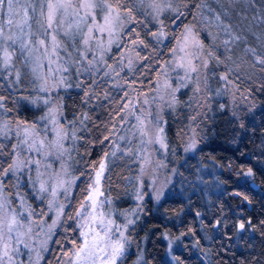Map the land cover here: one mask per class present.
I'll list each match as a JSON object with an SVG mask.
<instances>
[{"label":"rangeland","instance_id":"obj_1","mask_svg":"<svg viewBox=\"0 0 264 264\" xmlns=\"http://www.w3.org/2000/svg\"><path fill=\"white\" fill-rule=\"evenodd\" d=\"M142 1L158 27L153 33L163 30V37L152 35L151 40H146L140 23L131 30L135 15H128L131 7L124 0H107L112 5L108 21L105 17L109 9L104 0H94L97 6L93 9L81 7L85 0H51L69 5L57 10L51 28L47 24L49 0H14L12 15L6 4L0 10V138L5 143L3 151L0 142V169L13 165L8 172H0V264H111L106 257L116 241L124 245L116 264H145L135 229L148 199H159L175 180L179 158L165 140L163 124L165 112L175 107L179 88L189 86L188 91L180 90L189 108L186 120L177 127L185 152L194 151L203 140L208 109L214 111L216 106L226 105L242 117L247 109L258 105L255 92L258 86H264V64L259 62L264 59V34L247 27H251L255 15L258 18L253 22L259 20V10L249 12L244 26L240 10L244 2L197 0L193 16L189 20L177 19L168 33L161 29L159 9L171 0ZM260 4L264 6V1ZM230 9L235 10L240 24ZM79 42L81 53H76ZM114 43L119 46L112 53ZM6 52L10 54L7 64ZM192 67L196 71H191ZM20 74L30 78L34 90L27 98L42 97L44 101L40 122L13 111L5 113L2 102H13L4 94L9 93V85H18ZM71 74L75 80L81 78L87 97L94 93V76L105 77L111 88L121 87L114 96L108 90L112 96L108 104L89 111L90 133L80 149L89 151L97 142L108 150L98 154L97 163L87 166L83 174L70 172L80 123L70 128V119L63 120L61 111L60 90L74 84ZM33 126L35 132L24 143V129L31 131ZM191 144L195 147L190 148ZM130 146L136 162L134 173L129 175L132 195L129 202H119L120 198L107 195L103 182L112 156ZM97 173H101L98 183ZM30 194L36 204L29 201ZM68 203L72 204L68 224L74 227L76 237L68 235L65 239L64 234L56 238L58 246L43 258L48 244L52 246L53 234L64 219ZM13 218L16 222L9 232L8 223ZM64 231L69 234L70 228ZM97 234L101 238L99 249L86 250L77 257L85 239L92 243ZM165 236L166 252L171 263L176 264L171 253L175 239Z\"/></svg>","mask_w":264,"mask_h":264},{"label":"trees","instance_id":"obj_2","mask_svg":"<svg viewBox=\"0 0 264 264\" xmlns=\"http://www.w3.org/2000/svg\"><path fill=\"white\" fill-rule=\"evenodd\" d=\"M263 1L238 0L239 4L244 2L241 5L243 9L240 8L243 13L241 21L243 25L248 22L250 11L259 10L257 12L260 13L259 20L253 22L258 18L255 15L251 27H246L250 29L249 31L256 30L262 35L264 6L260 3ZM124 2L131 7L132 15H135L130 24L131 30L134 25L140 23L142 35H145L146 40H151L150 36L158 28L150 13L151 10L146 8V4L144 7L142 0L140 2L124 0ZM221 2L223 3L222 0ZM232 5L236 8L234 3ZM196 6L197 0H171L160 13L163 29L170 33L169 30L177 17L189 20L195 13ZM245 6L248 8L246 9ZM229 13L236 16L233 18L240 24L235 10L230 9ZM202 37L209 43L206 37ZM79 44L80 42L75 48L78 49L76 53L80 52L81 44ZM117 46L119 44L115 43L111 46L112 53ZM111 49L107 51L108 54ZM94 77V87L91 86L94 91L92 97L91 95L87 97L81 78L75 80L72 74L70 81L74 84L60 90L63 120L70 119V128L80 123L71 153L70 172L73 174L82 173L87 166L97 163L98 156L108 150L97 142L91 145L89 151L83 152L80 149L81 143L90 133V109L103 106L99 104H108L111 97L121 89V87L111 88L110 81L102 75ZM18 78V85H9V88L6 82L9 93L4 94V98L8 100L11 96L13 104L2 102L5 113L13 111L17 116L39 121L44 110V101L42 97L36 100L28 99L27 95L33 90L30 78L22 74ZM20 78L23 81H20ZM182 88L188 91L189 86ZM108 90L112 94L111 97L107 94ZM180 90L174 102L175 107L165 112L163 124L165 140L167 139L174 148V156L178 155L179 158L174 173L175 180L170 185V190L159 199H148L143 216L140 221L138 220L135 229L143 243L141 246L144 262L172 264L166 252L165 234H168L175 239L171 253L175 257L176 264H264V86L263 84L258 86L255 92L258 105L247 109L248 112L245 111L242 117L236 116L226 105L216 106L214 111L208 109V115L203 122V140L192 152L181 149L182 140L177 136V127L186 120L189 108V103L186 97L180 95ZM79 117L81 122H78ZM0 142L2 150L5 151V143L1 138ZM170 144L169 147L167 144L169 151ZM132 149L130 146L125 152L114 154L107 164L108 171L103 188L110 198L116 200L120 198L119 202L122 200L129 202L132 195L129 175L130 172L134 173L136 167ZM248 169L252 170L251 175L247 174ZM1 170L5 169H0V172ZM250 179L258 185L259 190L250 184ZM247 184L249 185L246 186ZM32 198L33 195L30 194L29 201L36 204L37 201ZM71 212L72 204L68 203L67 211H64V219L53 234L52 246L48 244V250L42 253L43 258L53 247L58 246L56 238L63 237L64 234L65 239L68 235L72 239L76 237L74 227L68 224L72 216ZM241 222L245 223V228L237 230ZM67 228H70L69 234L64 231ZM49 242L51 243V240ZM33 264H46V262L38 261Z\"/></svg>","mask_w":264,"mask_h":264},{"label":"snow or ice","instance_id":"obj_3","mask_svg":"<svg viewBox=\"0 0 264 264\" xmlns=\"http://www.w3.org/2000/svg\"><path fill=\"white\" fill-rule=\"evenodd\" d=\"M104 2H105V6L109 9V15L105 17V20L108 21L109 18L111 17L112 5L107 4V0H104ZM5 4L7 6V10H8L9 15H12L13 14V9H14V6H15L14 0H0V10L3 9V7L5 6ZM68 6H69L68 4H64V3H55L54 4V3L51 2V0H49V3L47 5V8H48V11H47V24H48V27L49 28L52 27V24H53V22L55 20L56 14H57V10L60 9V8H67ZM96 6L97 5L94 2V0H85V2L81 4V7L88 8V9H93ZM159 11H163V9H159ZM25 14H27V13H25ZM42 15H43V13H42ZM128 15H130V16L132 15V10L131 9L128 10ZM177 19H179V17H177ZM9 23H11V20L9 21ZM160 24H161V29H162L163 28V22L160 21ZM186 31H189L190 32L191 29H188L187 26H186ZM153 35L154 36H157V37H163L165 35V33L163 32V30H161L158 33H153ZM53 40H55V37H53ZM40 43L43 44L44 41L41 40ZM140 43H142V41H140ZM9 58H10V54H8L6 52L5 55H4V61H5L6 64L9 62ZM259 62L261 64H264V59H260ZM181 66L183 67V65H181ZM191 71H193V72L196 71V68L195 67H192L191 68ZM24 132H25V140L23 142L24 143H28L27 137L32 132H35V126H33V128L31 129V131L28 128H25L24 129ZM161 144L163 146V141L162 140H161ZM32 146H33L32 144H29V147L30 148ZM13 147L15 148L17 146L14 145ZM189 147L190 148L191 147H195V145L194 144H191V145H189ZM12 167H13V165H9V167L7 169H5V172H8L9 170H11ZM103 167L104 166L101 165V171L103 170ZM247 174L248 175H251L252 174V170L251 169H248ZM100 175H101V173H97V178H98L97 179V183L99 182V176ZM41 190L42 191L44 190V185L43 184H41ZM88 199L89 200H92L93 197L91 195H89ZM245 199H247V197H245ZM81 207L83 208L84 205L82 204ZM15 222H16L15 221V218H13L11 221H9V223H8V231L9 232L12 231V227L15 224ZM129 223H131V221H129ZM244 228H245V223L241 222L238 225V230H242ZM82 235H85L87 237L88 234L82 233ZM100 242H101V238L99 237L98 234H97L96 239L92 243H89V241L86 238L84 244H82L80 246V248L78 249V251L76 253L77 257H80L81 253H84L86 250L92 251L94 249H99V243ZM111 246H112L113 251H112V253L110 254L109 257H106V259H110L111 264H116L117 257H119L120 255H122V253L124 251V245H123V243L121 241H116V242H113ZM7 248H8V245L6 244L5 245L6 251L4 252V255L5 256L8 255Z\"/></svg>","mask_w":264,"mask_h":264},{"label":"bare ground","instance_id":"obj_4","mask_svg":"<svg viewBox=\"0 0 264 264\" xmlns=\"http://www.w3.org/2000/svg\"><path fill=\"white\" fill-rule=\"evenodd\" d=\"M250 178V177H249ZM253 179H255L254 177H253ZM250 180H252V179H250ZM259 182V181H258ZM260 184V183H259ZM249 184H247L246 186H248ZM256 187L258 188V185H256ZM249 188H250V186H249ZM252 188V187H251ZM260 188H258V190H259ZM234 191V190H233ZM254 191V190H253ZM247 203V202H246ZM250 205V204H249ZM230 206H231V204H230ZM230 206H229V208H230ZM146 209V208H145ZM254 213H255V211H254ZM250 214V213H249ZM149 215V214H148ZM148 215H146V216H148ZM252 215H254V214H252ZM250 216V215H249ZM252 217V216H251ZM261 217V216H260ZM139 219V218H138ZM250 220V219H249ZM140 221V220H139ZM144 222V221H143ZM217 222V221H216ZM141 223V222H140ZM259 223H262V222H259ZM146 224V223H145ZM254 225V224H253ZM261 225V224H260ZM134 226H135V224H134ZM140 226H141V224H140ZM143 227H145V225H143ZM212 227H213V225H212ZM238 227V226H237ZM237 227H236V229H237ZM139 228V227H138ZM141 228H142V226H141ZM148 228H149V226H148ZM211 228V227H210ZM145 229V228H144ZM207 229H209V228H207ZM238 230V229H237ZM140 231V230H139ZM165 232V231H164ZM237 233V232H236ZM241 233H243V231H241ZM136 235V234H135ZM137 236V235H136ZM164 238V237H163ZM135 239V238H134ZM139 239V238H138ZM142 239V238H141ZM144 239V238H143ZM136 240V239H135ZM134 240V241H135ZM144 240H146V239H144ZM144 240H143V242H144ZM133 241V240H132ZM142 241V240H141ZM140 242V241H139ZM132 244H133V242H131ZM137 243H138V241H137ZM140 244H143L142 242L140 243ZM137 247V246H136ZM144 251V250H143ZM144 257H145V255H144ZM168 258V257H167Z\"/></svg>","mask_w":264,"mask_h":264},{"label":"water","instance_id":"obj_5","mask_svg":"<svg viewBox=\"0 0 264 264\" xmlns=\"http://www.w3.org/2000/svg\"><path fill=\"white\" fill-rule=\"evenodd\" d=\"M250 184H252L253 186H256V183L253 180L250 181Z\"/></svg>","mask_w":264,"mask_h":264}]
</instances>
